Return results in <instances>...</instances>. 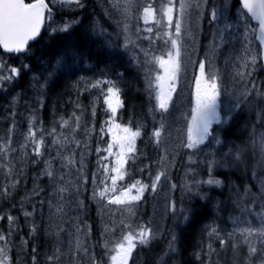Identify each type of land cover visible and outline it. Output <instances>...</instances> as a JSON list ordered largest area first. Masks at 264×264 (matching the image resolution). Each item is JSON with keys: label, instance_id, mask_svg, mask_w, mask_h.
I'll use <instances>...</instances> for the list:
<instances>
[{"label": "trees", "instance_id": "trees-1", "mask_svg": "<svg viewBox=\"0 0 264 264\" xmlns=\"http://www.w3.org/2000/svg\"><path fill=\"white\" fill-rule=\"evenodd\" d=\"M106 1L82 0L83 8L73 7L57 13L59 17L67 18L66 22L78 21L72 29L75 36L71 41L66 42L67 33L53 34L46 25L40 37L31 43V51L26 57L14 54L0 55V60L8 66L22 68L23 64L29 65L27 69L22 68L17 80L7 84L4 90H0V141L7 140L9 129L14 124L15 127L11 132L12 143L17 139L20 144L23 143V137L28 132L29 120L35 116L37 123L34 127L38 130L37 135L43 134L46 140L44 158L50 159L56 156V146L51 144L53 136L48 133L55 127L57 136L64 134L71 139L72 134L69 130L60 127L61 118L68 119L74 112L81 116V128L74 133L81 141V147L74 148L71 144L68 147L74 148L78 162L81 156L83 157V176L88 177V183L83 185L79 197L83 202V218L87 226H91L88 240L100 264H109V257L102 246L104 240L101 233L105 226L100 217V206L92 199V191L95 187L92 176L96 174L97 183L103 178L101 157L105 156L106 152L102 151L98 154L96 149L107 147L109 133L105 122L109 121L111 113L106 110L102 89L90 88L89 85L103 78L113 79L119 83L124 106L118 111L115 119L133 129L137 127L142 129L138 154L129 164V180L137 176L150 183L152 176L158 170L160 150L149 138L152 129L158 126L161 116L165 114L151 110L155 101L149 99L147 89L146 74L149 66L145 65V58L138 60L137 50L145 47L150 54H163L167 50L160 40L153 44L143 39L148 35L143 29L154 25H145L140 19V12L144 6L152 3L159 8L161 0H138L137 24L133 28V33L127 35L139 47L129 44L127 48L124 47L126 34L122 30V24H118L120 20L114 11L108 10ZM220 3L221 0H209L201 53L206 50V42L208 47L212 28L210 8L213 5L219 7ZM57 5L50 4L52 7ZM137 26L141 29L139 33L135 30ZM69 42L76 47L77 55L75 60L67 61L72 70L61 73L58 69L61 61L65 59V50ZM219 52L223 60L225 46ZM253 76L254 73L247 80H251ZM95 95L98 102H95L96 111L93 116ZM246 97L243 99L244 105L242 103L235 113L236 118L227 127L213 126L215 134L223 141L222 145L213 143L211 148L198 151V155L192 157L194 162L189 161L191 152L182 146L171 175V185L175 184L176 188L175 190L171 188L170 200H175L177 212L173 214L168 211L166 227L160 237L153 240L148 247L137 248L142 258L141 264H246L245 247L234 253L231 240L225 248L219 245V239H226L227 233L238 226L243 227L247 222L249 226L259 228L264 221V207H262L264 199L261 198L264 189L261 183L264 180V161L261 160L258 137L262 129L260 119H264L262 115L264 111H261L264 103L259 96L256 99ZM77 104L81 107L77 108ZM12 113L15 115L13 116ZM69 123L74 127V121L70 120ZM91 126H94V133L88 140L87 136L90 135L88 129ZM102 127H104L103 139L100 133ZM86 143H88L87 147L84 146L87 145ZM233 145L244 149L242 164L236 165L228 159L229 150ZM23 151L25 150L19 148L15 153H11V156L16 157ZM27 151L31 153V147ZM25 159L30 161L32 157L29 155ZM212 159L218 162L212 175L221 180L222 185L216 187L200 184L192 192L186 191L183 187L185 184L208 178L207 161ZM15 163L17 168L22 166L16 160ZM59 164L57 158L54 161V168L59 167ZM44 166L43 163L24 165L22 183L13 191L12 196L8 198L0 196V216L5 217L0 219V233L8 234L10 230L7 215L11 214L18 218L8 238L7 264H32L33 255L37 257L36 264H49L47 257L55 253L54 240L44 239L42 235L43 205L39 201L44 200L51 186L49 179L41 175ZM73 169L76 177L79 173L75 168ZM149 173L152 175L150 176ZM6 183L7 176L1 186ZM37 185L43 189V192L38 197H31L30 202H24V208L30 212L33 211V205L36 206L33 215L26 218L20 207L21 198ZM246 189L250 195L244 194ZM159 191L160 187L157 193L145 194V200L141 205L140 222H152ZM181 208L186 210L183 214ZM185 216L188 219H185ZM241 220L245 223L242 224ZM33 225L36 226L37 231L30 235ZM211 228H216L220 236L209 235ZM116 234L119 235V229ZM173 236H175V251L169 252V242L172 241ZM236 239L239 240L240 237L237 236ZM209 244L216 250L215 252L209 250ZM33 248L36 249L35 253L32 251ZM260 255L261 253H258L252 258L253 264H258Z\"/></svg>", "mask_w": 264, "mask_h": 264}, {"label": "snow or ice", "instance_id": "snow-or-ice-1", "mask_svg": "<svg viewBox=\"0 0 264 264\" xmlns=\"http://www.w3.org/2000/svg\"><path fill=\"white\" fill-rule=\"evenodd\" d=\"M209 0H161L160 7H155L152 3H148L140 12V19L147 26L143 29L148 33L143 39L155 43L157 40L163 42L166 51L161 55L150 54L144 51L145 65L149 66L146 74L147 89L149 99L154 100L152 105L153 112L168 114L174 102L177 93L181 73L186 71L185 58L191 60V56L195 51L196 37L193 31V25L197 24V20L204 13V8ZM239 7L236 13H231L232 5L229 0H221L219 7L213 5L209 11L210 21L221 22L222 28L217 30V37L220 40L226 39L225 32L233 28L237 23L242 26L243 32L241 36L246 45H251L252 39L258 41L260 52L258 54L248 55L242 60L236 71V77L241 81H245L244 87L249 86L255 90L257 85L254 81H248L247 78L252 76L255 66L264 61V0H237ZM112 8L118 11L123 17L122 30L125 35L124 47L134 44L135 41L127 35L130 24L127 22L134 18V9L138 8V0H109ZM51 5L75 6V8H83L82 0H0V50L4 53L14 54L25 57L31 51V43L40 37L42 30L45 29L46 23L48 30L53 33H67L66 42L71 41L75 36L72 31L74 25L78 21L66 22L62 25L53 27V7ZM255 21L254 26L249 22ZM118 24H121L118 21ZM136 32L141 29L136 27ZM139 38V37H138ZM139 47V45H135ZM218 45L213 44L210 54L198 61H192L198 68V75L194 77V106L191 109L190 119L188 120L185 132V140L183 147L190 152L204 151L215 145H222L223 141L215 134L214 125H224L227 127L232 120L236 118L235 113L241 107V101L246 99L242 93L240 97L235 94L231 97L227 95V90L222 88L221 76L219 69L213 63L212 57L216 53ZM192 50L191 52L189 50ZM77 49L72 43H68L65 50V59L61 61L58 71L61 73L71 71V65L67 61L75 60ZM28 64H23L22 68L27 69ZM22 68L11 67L0 60V90H4L7 84L17 80L21 74ZM106 86V87H104ZM90 88L102 89L103 102L107 106L106 110L111 113L109 121H106L107 131L111 136L107 147L96 151L106 152L108 155L102 156L101 160H108L114 157V164H102L103 178L97 183V176L93 174L92 183L95 185L92 191V199L100 206L101 214L108 216L105 227L101 233L103 237V248L105 254L109 257V264H134L133 255L138 247H148L159 234V229L152 226V222H139L135 218L136 208L145 200L146 193H157L161 185L162 179H168V165L171 163L169 159L170 149L166 145V124L164 115L157 127L151 132L150 140L160 150V157L157 163L159 168L150 183H144L136 180L131 184L121 183L128 175L125 167L129 160H134L137 154L136 141L142 136V129L137 127L133 129L129 125H124L115 119L118 111L123 108L124 101L122 99V89L116 80L103 78L97 79L89 85ZM252 92L248 91L247 96H251ZM42 106V105H41ZM77 108L81 105L77 104ZM14 116L15 113H12ZM82 115V113H81ZM93 116L95 110L93 109ZM155 118V117H154ZM60 127L66 128L72 134L71 139L68 135H56V128H52L48 135L53 136L52 145L56 146V156L45 159L46 140L43 134L37 135V129L34 125L37 118L32 116L29 120L27 134L23 137V143L20 148L25 150L19 153L15 158H10V153L17 150L12 146L11 132L15 125L9 129V135L6 141H0V169L6 172L7 183L0 186V196L4 198L11 197L13 191L22 183L21 178L24 177V165L31 163L33 165L43 163L45 166L41 175L49 179L52 192L46 200H40L41 205L47 204L52 209L50 220L60 232L65 229L63 225L69 220L72 221L69 231V247L68 252L72 256L71 264H100L94 253L89 252L86 238L91 233V226L82 229L77 222L78 217H70L71 205L73 201L76 207H83V202L76 200L75 197L81 192L84 184L88 183V177L83 176L84 164L83 157L80 161L76 160L74 148L81 147V141L78 140L74 133L81 128V116L75 112L68 119L61 118ZM74 121V127L70 126L69 121ZM94 130V126H93ZM42 132V130H40ZM101 139H103L104 127L100 129ZM71 144L74 148L68 147ZM85 147L87 145H84ZM31 147V153L27 149ZM260 151L262 161H264V137H261ZM31 155L29 161L25 157ZM59 159L58 168H54V161ZM174 159V157H173ZM230 162L236 165L244 162V149L233 145L228 153ZM14 160L18 161L22 166L17 168ZM189 161L194 162L189 156ZM218 166L215 159L207 161L208 178L202 181H192L183 187L186 191L192 192L200 184L219 187L222 181L212 175V171ZM76 169L79 175L75 179H71L73 175L71 171H63L64 169ZM144 171V169H141ZM151 176L152 174L149 173ZM264 185V180L261 181ZM171 188L175 190L176 185L172 184ZM43 192L39 186L33 187L30 193L21 198L20 207L23 209V215L31 217L36 209L33 205V211L30 212L24 208V202H30L31 197H38ZM245 195H250L246 189ZM262 199H264V189H262ZM15 207V205H13ZM115 206V207H113ZM264 207V205H262ZM119 210L122 217H116V210ZM168 211L175 214L177 206L175 200L168 202ZM183 214L185 209H180ZM116 217V219H113ZM5 217L0 216V219ZM188 219L187 216L184 217ZM9 224L8 234L0 233V264H7L9 257L7 255L8 238L11 235V229L16 225L17 217L11 214L6 217ZM58 221V223H57ZM119 229V235L117 230ZM37 228L33 225L30 229V235L36 233ZM59 235V233H54ZM215 234L217 237L220 233L216 228H211L209 235ZM237 236L240 237L237 240ZM256 238L255 240L253 238ZM232 241L231 247L234 253H238L241 247L247 249L246 264H253V257L261 253L258 264H264V221L262 226L252 227L245 223L244 227H237L232 232L227 233V238H220L219 245L221 248L228 246ZM175 236L169 242V252L175 251ZM27 243V241H25ZM208 248L211 252L216 250L209 244ZM33 253L36 249H32ZM65 255L60 247H57L53 255H49L47 260L49 264L59 261L61 256ZM83 257V259H81ZM32 264H36V255L32 256Z\"/></svg>", "mask_w": 264, "mask_h": 264}, {"label": "rangeland", "instance_id": "rangeland-1", "mask_svg": "<svg viewBox=\"0 0 264 264\" xmlns=\"http://www.w3.org/2000/svg\"><path fill=\"white\" fill-rule=\"evenodd\" d=\"M109 2V0H108ZM230 4L233 5V0H229ZM110 4V3H109ZM208 4L205 6L204 8V13L201 17L198 18L197 20V24L193 25V31H194V35L196 37V43H195V51L191 56V60H188L187 57L185 58V67H186V71L181 73L180 76V81H179V85H178V89H177V93L175 94L174 97V102L173 105L170 109V112L168 114H165V124H166V134L170 133L169 135H166V145L169 147L170 149V155H169V159L171 160V163L168 165V179L164 180L162 179L161 181V186H160V191H159V195H158V202L153 210V214H152V226L155 228L159 229V234L157 236L160 237L163 232L164 229L166 227V219H167V213H168V202L170 201V192H171V175L172 172L174 170V167L177 163L180 151L182 149L183 146V142L185 140V132H186V126L188 123V120L190 119V113H191V109L194 106V77L196 75H198V68L196 66L195 63H192V61H198L201 58H205L206 56H208L210 54V50L213 46V44H217L218 47L216 49V53L214 55V57H212L213 59V63L216 66V68L219 69V73L221 76V83H222V88L227 90V95L229 97V102H231V97L233 96V94H235L236 97H240L242 93H245V96H247V92L251 91L252 95L248 96V97H252L250 99H256L259 97L262 98L263 103H264V73L261 74V71L264 70V66H263V62H259L256 66H255V71L253 78H251V80L248 81H254L257 85V88L255 90L251 89V87L249 86L247 89H245L244 84L245 81H241L239 80L238 77H236V71L239 67V65L241 64L242 60H244L248 55H252V54H258L260 52V46L258 41H256L254 38L252 39V43L251 45H246V43L244 42L241 33L243 32V28L242 26H240L238 23L236 24V27H233L231 29L230 32V42L227 45V48H225V54L223 56V60H221V52H219V50L221 48H223L227 41V40H220L216 33L217 30L219 28L223 27V24L219 21L217 22H211V26L213 27L212 29V36L210 41H208V47H207V42H206V50H204L202 53V45H203V41L202 38L204 37V34L206 32V18H207V14H208ZM106 6L108 7V10L113 12L116 14V16L118 17V19L121 21V24L123 23V17L122 15L116 11L115 9L112 8L111 4L110 7L106 1ZM75 6H64V5H60L58 4L56 9H53L54 12V16H53V21L51 22L52 26H58V25H62L64 23H66L65 20H61L58 18L56 13H59L63 10H68L70 8H73ZM239 7V5L235 6L233 10H231V13H236V9ZM134 12V18L127 21L130 24V29L129 32L127 34L131 35L133 33V28H135L136 24H137V9L133 10ZM250 23H252L254 26L256 25V22L249 20ZM229 37V36H228ZM112 40V38H111ZM159 41V40H157ZM145 47H141L140 49L137 50V57L138 60H141L143 58H145L144 56V51H145ZM190 52L192 51L191 49L189 50ZM155 55H161L159 53H152ZM223 62V63H222ZM258 72V73H256ZM252 73V74H253ZM248 79V78H247ZM123 99V97H122ZM248 98V100H250ZM245 100V101H248ZM95 102H98V98H94V104H93V109L95 110L96 106H95ZM243 103V100L241 101V104ZM252 103H254V100H252ZM244 105V103H243ZM261 111H264V108H261ZM96 111V110H95ZM258 112V111H256ZM262 115L264 116V112L262 113ZM259 121L256 119V123H258ZM260 124H261V130L258 133V137H259V143H261V137H264V119H260ZM92 127V129H91ZM89 127L88 132L90 135L87 136V139L90 140L92 137V133H94L93 130V126ZM141 138V137H140ZM140 138L137 139L136 141V146H137V154H138V144H139V140ZM111 139V136L109 134V141ZM19 142L18 139L16 141H14L12 143V146L14 148H16V150H19ZM88 146V143H86ZM86 146V147H87ZM260 147V146H259ZM106 155H108L106 153ZM105 155V156H106ZM198 155V152H191L190 156L191 157H195ZM174 157V159H173ZM10 158H15L13 156H11L10 153ZM114 157H109L108 160H102V164H109L110 166L114 164ZM159 160V158H158ZM261 160H262V156H261ZM131 159L129 160L128 164L125 166L128 170V175L125 177V180L122 181L121 183L124 184H131L136 180H141L144 183H147L145 179L134 176L132 178V180H129V176H130V169H129V164H130ZM15 163V160H14ZM159 164H158V168H159ZM58 168V167H57ZM63 171L67 172V171H71L72 172V176L71 179H75V173H74V169H64ZM6 179V172L4 170L0 171V186L2 185L3 180ZM52 192V187L50 186L48 192L45 194L44 196V200L49 198V194ZM76 200L82 201L78 196L75 197ZM141 205L142 203L136 208V217L135 218H131V219H135V221L137 223H139L141 220ZM115 207V206H113ZM52 209H50L48 207L47 204H44L42 207V213H43V218L41 221L42 224V235L44 236V239H52L54 240L55 243V247H60L62 252L65 253V255H62L59 261H55L54 264H71L72 262V256L71 254L68 252V247H69V236H68V232L69 231H74L73 228H71V224L72 221L69 220L68 222H66L63 227H64V231L60 232L59 229H57L55 227V225L52 223V221L50 220V216L52 215ZM126 215L122 214L118 209L116 210V217H122ZM69 216L70 217H78V223L80 224L82 229H86L87 228V224L83 218V207H76L75 202L73 201L72 205H71V211L69 212ZM100 217L102 219L103 225L105 226V222L108 221V216H104L101 214L100 211ZM116 217H113V219H116ZM242 224L245 223L244 220H241ZM58 223V221H57ZM244 227V226H243ZM59 233V235H55L54 233ZM87 241V245L89 246V252L94 253L91 245L89 243L88 237L86 238ZM95 255V254H94ZM96 259L97 256L95 255ZM83 259V257L81 258ZM133 260H134V264H141L142 258L140 256V252L137 249L136 252L133 255ZM98 261V259H97ZM48 264V263H47ZM85 264H87V262L85 261ZM130 264H132V262H130Z\"/></svg>", "mask_w": 264, "mask_h": 264}, {"label": "flooded vegetation", "instance_id": "flooded-vegetation-1", "mask_svg": "<svg viewBox=\"0 0 264 264\" xmlns=\"http://www.w3.org/2000/svg\"><path fill=\"white\" fill-rule=\"evenodd\" d=\"M234 4H236V1H234ZM261 74H262V72H261Z\"/></svg>", "mask_w": 264, "mask_h": 264}, {"label": "water", "instance_id": "water-1", "mask_svg": "<svg viewBox=\"0 0 264 264\" xmlns=\"http://www.w3.org/2000/svg\"><path fill=\"white\" fill-rule=\"evenodd\" d=\"M255 22V21H254ZM263 63H264V61H263Z\"/></svg>", "mask_w": 264, "mask_h": 264}]
</instances>
